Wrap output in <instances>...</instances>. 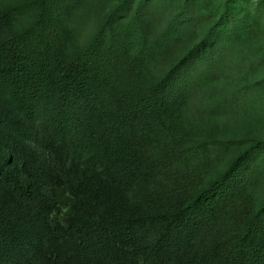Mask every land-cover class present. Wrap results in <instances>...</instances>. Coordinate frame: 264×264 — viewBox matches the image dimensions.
Masks as SVG:
<instances>
[{
    "label": "trees",
    "instance_id": "obj_1",
    "mask_svg": "<svg viewBox=\"0 0 264 264\" xmlns=\"http://www.w3.org/2000/svg\"><path fill=\"white\" fill-rule=\"evenodd\" d=\"M209 5L0 0V264H264V138L216 124L264 74Z\"/></svg>",
    "mask_w": 264,
    "mask_h": 264
},
{
    "label": "rangeland",
    "instance_id": "obj_2",
    "mask_svg": "<svg viewBox=\"0 0 264 264\" xmlns=\"http://www.w3.org/2000/svg\"><path fill=\"white\" fill-rule=\"evenodd\" d=\"M227 1L210 0L208 13L212 16L211 22L222 14ZM233 12L235 14L234 22L239 21V19L242 21L243 19H249L252 23L250 29L245 28L248 32H245L243 28L234 27L232 22L228 25L230 31L232 30L241 35L232 46L235 49L233 63L229 69V82L232 85L230 88L253 82L257 77L264 74V65L251 69L242 62L249 49L259 51L260 54L264 52V0H235ZM199 99L200 97L195 98L194 106L200 105ZM243 105L238 113H223L220 122L216 124L231 128V132L229 131L226 134L227 136L239 138L257 136L264 138V96L253 92L244 99Z\"/></svg>",
    "mask_w": 264,
    "mask_h": 264
}]
</instances>
